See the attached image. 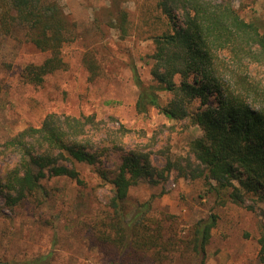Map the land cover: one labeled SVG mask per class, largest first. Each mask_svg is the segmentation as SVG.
<instances>
[{"label": "trees", "instance_id": "trees-1", "mask_svg": "<svg viewBox=\"0 0 264 264\" xmlns=\"http://www.w3.org/2000/svg\"><path fill=\"white\" fill-rule=\"evenodd\" d=\"M151 9L150 26L155 27L144 23L153 44L151 81L145 84L134 75L136 112L155 109L168 120L184 121L200 130L201 135L188 144L193 162L186 160V167L191 179H202L217 200L230 199L237 205H245L246 199L264 203V22L245 20L231 0H156ZM105 11L106 26L121 38L127 36L130 22L125 8ZM93 21L100 29L97 15ZM17 29L23 30L25 43L46 54L42 62L20 67L23 83L39 87L48 76L67 69L62 47L74 38V24L57 0H0V44L2 37H14ZM83 64L88 82H94L99 66L91 53L84 54ZM93 125V116L49 114L38 127H27L7 140L4 148L16 153L18 162L0 179V216L4 208L12 210L28 198L41 204L35 195L45 193L41 181L46 175L79 182L76 171L58 160H66V152L78 162L95 165L97 156L88 152L91 140L86 132ZM170 168L168 164L164 170H155L146 155L131 152L112 176L98 170L103 184L112 189L106 209L83 218L89 245L112 257L113 264L175 260L205 264L215 216L199 220L182 234L175 215L148 217V202L131 214L126 203L133 183L162 177ZM262 228L258 244L264 254ZM48 257L23 264H47ZM0 262L19 264L1 258Z\"/></svg>", "mask_w": 264, "mask_h": 264}, {"label": "rangeland", "instance_id": "rangeland-1", "mask_svg": "<svg viewBox=\"0 0 264 264\" xmlns=\"http://www.w3.org/2000/svg\"><path fill=\"white\" fill-rule=\"evenodd\" d=\"M57 1L74 24V38L62 47L65 71L48 76L39 87L25 84L19 77L20 67L38 64L46 54L25 43L21 29L14 32V37L1 40L0 179L18 162V155L6 150L4 143L27 127H38L49 114L94 117L95 125L87 126L86 132L91 140L88 152L97 156V163L91 166L78 162L63 152L66 160L59 159L58 164L76 171L79 182L46 175L41 181L45 193L35 195L41 204L28 198L12 210L4 208L0 216V258L23 264L49 255L47 264H113L112 257L89 245L83 218L105 210L111 193L112 186L103 184L97 171L105 170L112 176L126 154L138 152L147 156L155 170H164L168 164L171 168L162 177L154 175L129 187L126 203L131 214L148 202V217L175 215L182 234L199 220L215 216L205 264H264L258 244L263 234L264 203L246 199L245 205H237L230 199L225 203L217 200L202 179H191L186 167V160L193 162L188 144L201 135L200 130L184 121L168 120L155 109L146 114L135 110L134 75L145 84L151 81L149 55L153 44L144 23L150 26L156 0H118L116 5L115 0ZM231 2L245 20L264 22V0ZM108 8H125L128 12L130 23L124 38L106 26ZM95 15L100 29L93 21ZM154 27L151 24L150 28ZM86 53H91L99 66V75L92 83L83 64ZM166 98L162 95L163 100Z\"/></svg>", "mask_w": 264, "mask_h": 264}, {"label": "water", "instance_id": "water-1", "mask_svg": "<svg viewBox=\"0 0 264 264\" xmlns=\"http://www.w3.org/2000/svg\"><path fill=\"white\" fill-rule=\"evenodd\" d=\"M0 264H10V263H7V262H0Z\"/></svg>", "mask_w": 264, "mask_h": 264}]
</instances>
